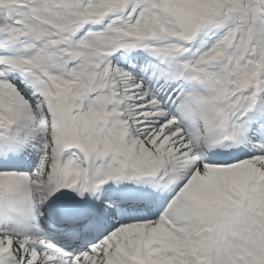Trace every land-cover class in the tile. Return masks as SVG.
Instances as JSON below:
<instances>
[{
	"label": "snow or ice",
	"instance_id": "1",
	"mask_svg": "<svg viewBox=\"0 0 264 264\" xmlns=\"http://www.w3.org/2000/svg\"><path fill=\"white\" fill-rule=\"evenodd\" d=\"M0 264H264V0H0Z\"/></svg>",
	"mask_w": 264,
	"mask_h": 264
}]
</instances>
